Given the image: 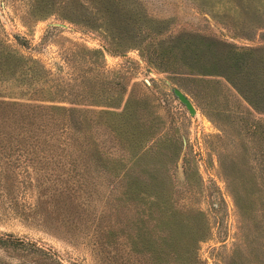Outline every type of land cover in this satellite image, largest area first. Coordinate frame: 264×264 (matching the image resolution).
<instances>
[{
	"label": "rangeland",
	"instance_id": "obj_1",
	"mask_svg": "<svg viewBox=\"0 0 264 264\" xmlns=\"http://www.w3.org/2000/svg\"><path fill=\"white\" fill-rule=\"evenodd\" d=\"M95 1L0 0V264H183L164 252L158 218L172 213L187 222L185 238L198 221L207 226L191 239L193 264H228L235 251L238 264H264V188L255 182L264 111L219 75L148 56L158 40L190 33L264 58V0H119L154 30L131 44L66 18ZM6 50L15 63L35 59L40 78H9ZM10 101L64 108H38L52 127L34 138ZM150 161L165 187L146 210L144 198L123 193L124 170Z\"/></svg>",
	"mask_w": 264,
	"mask_h": 264
},
{
	"label": "trees",
	"instance_id": "obj_2",
	"mask_svg": "<svg viewBox=\"0 0 264 264\" xmlns=\"http://www.w3.org/2000/svg\"><path fill=\"white\" fill-rule=\"evenodd\" d=\"M233 7L241 6L246 0H226ZM92 2V1H91ZM91 2L81 3L83 11L77 15L76 7H73L74 11L71 15L66 16L71 21H80L83 24L94 25L103 28L105 32H109L112 39H118L125 35L124 42L135 43L139 39H143V36L152 30V27L148 25H142L147 18H141L132 11L130 6L125 7L119 0H102L100 2L95 1V5ZM91 3V4H89ZM107 15V17H106ZM147 32V33H146ZM216 40L209 39L197 34H183L177 35L172 41H157L148 50L149 60L153 56H164L168 59L170 55H173L178 61L186 65L189 70H193L200 74H215L223 77L240 95L241 97L254 109L264 111V69L262 73H258L256 68L260 66L264 68V58L261 55H255L254 48L251 47H237L231 43L222 42L226 47L219 50L217 48ZM221 43V42H220ZM128 46V45H127ZM95 53L96 50H93ZM157 54V55H156ZM151 56V57H150ZM4 71L8 77L14 76L16 71L19 73V79L24 82H32L35 79L40 78L41 67L39 63L33 58H27L19 56L20 62L18 63L12 59L15 54L10 50H6L5 56L3 55ZM153 58V57H152ZM260 62L262 64L260 65ZM120 97L115 104H118ZM109 102V101H108ZM10 104L15 105L20 113L17 116L18 124L22 129L27 128V131L35 138L39 130L50 129L52 125H48L47 120L51 118V114L39 111L41 109H56L63 106L59 105H40L26 102L10 101ZM114 104V103H111ZM46 114V117H42V114ZM73 121V116L68 117ZM69 121H66L68 123ZM82 117L76 119V124L81 126ZM83 124V123H82ZM31 126V127H29ZM33 128H36V130ZM26 131V132H27ZM29 135V133H28ZM50 135H44L43 139L50 140ZM261 157L258 160V179L255 182L263 184L264 188V147L260 148ZM134 166H127L124 171L127 173V177L124 181L123 193L127 194L130 198L139 196L143 198L142 204L145 205L146 210L151 209L153 200L160 198V191L165 187V179L162 175L163 168L155 161H150L145 165H142L140 173L134 170ZM144 172L146 174H144ZM262 172V174H261ZM143 173V174H142ZM142 174V175H141ZM235 196V203L240 206L241 198L240 193H233ZM149 201V202H148ZM148 215V211H147ZM160 225L165 226V233L162 234L167 248L164 252L169 254L173 253L175 257L173 260L178 259L183 264H189L191 257V239L198 240L205 235L207 226L204 230L200 226L201 220L197 222L193 234H190L188 238H185V227L188 224L179 216L167 214L161 216L159 214ZM156 220V219H155ZM264 226V224H262ZM150 231V230H148ZM149 235V233H148ZM0 240L4 241L2 237ZM135 242V241H134ZM151 241H147L149 243ZM152 254H158L159 251H155L154 247L150 248ZM196 259V256H194ZM193 260V259H192ZM242 259H239L236 251L230 256L228 264H238ZM193 264V262H192Z\"/></svg>",
	"mask_w": 264,
	"mask_h": 264
},
{
	"label": "water",
	"instance_id": "obj_3",
	"mask_svg": "<svg viewBox=\"0 0 264 264\" xmlns=\"http://www.w3.org/2000/svg\"><path fill=\"white\" fill-rule=\"evenodd\" d=\"M173 93L177 96V98L184 103V105L188 108L189 111H193V107L189 101V99L185 96V94L178 88L173 87Z\"/></svg>",
	"mask_w": 264,
	"mask_h": 264
}]
</instances>
